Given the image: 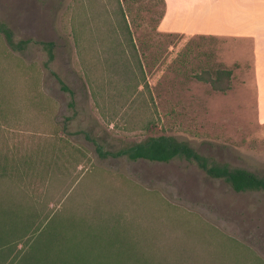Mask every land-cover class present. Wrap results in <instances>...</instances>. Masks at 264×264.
I'll use <instances>...</instances> for the list:
<instances>
[{
    "label": "rangeland",
    "instance_id": "rangeland-1",
    "mask_svg": "<svg viewBox=\"0 0 264 264\" xmlns=\"http://www.w3.org/2000/svg\"><path fill=\"white\" fill-rule=\"evenodd\" d=\"M120 3L144 55L150 91L144 105L133 89L124 91L125 78L108 66L113 32L124 40L114 0H0V22L12 31L14 42L30 40L24 50L15 51L0 34V144L13 152L16 147L30 150L59 136L85 150L92 166L79 181H56L34 201L48 202L54 210L66 202L71 208L90 201L118 202L126 216L132 208L146 209L132 220L138 234L135 248L148 260L150 255H169L168 264H190L188 235L172 232L165 238V222L147 209L179 218L214 243L235 242L264 263V193H235L185 160H101L86 141L89 135L105 150L116 151L171 136L210 160L264 178V125L256 118L250 43L163 36L156 31L160 0ZM48 43L54 59L46 66ZM215 66L232 72L224 93L194 78ZM56 77L73 92L72 98ZM202 257L204 264H234L208 247Z\"/></svg>",
    "mask_w": 264,
    "mask_h": 264
},
{
    "label": "trees",
    "instance_id": "trees-1",
    "mask_svg": "<svg viewBox=\"0 0 264 264\" xmlns=\"http://www.w3.org/2000/svg\"><path fill=\"white\" fill-rule=\"evenodd\" d=\"M114 1L122 19L124 40L119 41L113 32L114 37L108 50L111 55L108 66L114 74L125 78L122 86L124 91L133 89L136 101L140 100L144 105L147 104L143 100L145 94L150 93L141 62L144 55L133 40L120 0ZM160 1L162 12L159 19L164 10V2ZM0 34L15 51L24 50L30 43V40L14 42L12 31L2 22ZM173 35L188 36L163 34L167 37ZM45 46L48 56L45 65L48 66L54 59L53 44ZM231 76L230 70L215 66L196 73L194 78L209 84L213 91L224 93L230 87ZM56 79L61 90L72 98L73 92L58 77ZM73 106V102H70L69 107ZM85 139L101 160L124 158L130 162L152 163L185 160L196 165L207 177L223 181L235 193H264L263 177L246 169L210 160L197 153L188 143L171 136L151 137L116 151L105 150L89 135ZM14 149L15 152L0 144V264L169 263V255H150L148 258L151 260H148L135 248L138 245V234L132 216L140 211L146 213V209L132 208L130 216H126L123 209H118V202L90 201L80 203L76 208H71L69 202H66L54 210L48 202L34 201V197L41 199L44 191L56 181L69 179L71 185L77 183L85 169L92 166V160L85 150L59 136L47 137L42 144L30 150H22L20 147ZM147 213L165 222V238H170L172 232L177 236L188 235L186 248L190 264H204L202 254L207 247L225 255L234 264H264L250 253L242 251V247L235 242L225 245L220 241L222 244H217L207 234L180 222L179 218H163L148 209Z\"/></svg>",
    "mask_w": 264,
    "mask_h": 264
},
{
    "label": "crops",
    "instance_id": "crops-1",
    "mask_svg": "<svg viewBox=\"0 0 264 264\" xmlns=\"http://www.w3.org/2000/svg\"><path fill=\"white\" fill-rule=\"evenodd\" d=\"M161 34L247 40L258 122L264 125V0H163Z\"/></svg>",
    "mask_w": 264,
    "mask_h": 264
}]
</instances>
